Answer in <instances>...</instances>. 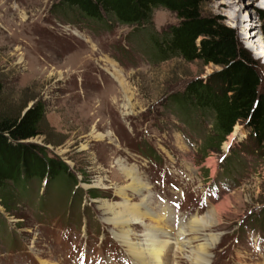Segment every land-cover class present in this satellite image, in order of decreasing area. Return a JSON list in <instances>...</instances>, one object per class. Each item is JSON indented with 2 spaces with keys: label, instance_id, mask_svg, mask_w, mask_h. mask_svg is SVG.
Wrapping results in <instances>:
<instances>
[{
  "label": "rangeland",
  "instance_id": "obj_1",
  "mask_svg": "<svg viewBox=\"0 0 264 264\" xmlns=\"http://www.w3.org/2000/svg\"><path fill=\"white\" fill-rule=\"evenodd\" d=\"M59 3L0 0L2 10H10L8 17L0 14V116L19 118L39 105L43 133L26 143L64 163L73 179L57 176L46 188L36 180L15 187L19 207L9 214L0 205V264H134L98 209L101 201H121L113 192L125 185L117 160L136 169L152 211L163 219L162 206L187 223L226 203L217 224L205 229L219 235L210 264H264L260 145L243 122L219 148L205 153L214 115L173 102L194 81L220 89V68L159 54L152 40L178 23L165 9L154 10L150 24L136 28L60 14ZM215 3L227 7L217 10ZM201 13L233 32L255 64L258 93L264 96V7L258 0H205ZM254 29L261 42L257 52L245 41ZM234 151L240 158L233 176L223 178L221 161ZM99 180L104 184L97 186ZM128 196L132 204L139 202ZM168 254L170 262L186 264L173 247Z\"/></svg>",
  "mask_w": 264,
  "mask_h": 264
},
{
  "label": "trees",
  "instance_id": "obj_2",
  "mask_svg": "<svg viewBox=\"0 0 264 264\" xmlns=\"http://www.w3.org/2000/svg\"><path fill=\"white\" fill-rule=\"evenodd\" d=\"M204 2L60 0L56 9L60 14L74 12L85 20L115 21L136 28L149 25L156 9L174 13L177 25L170 27L160 40H152L159 54L170 52L186 62L197 60L220 68V89H213L206 82L194 81L179 100L173 99L175 104H183L188 111L208 110L214 115L212 134L206 139L210 146L207 149L203 147V152L219 148L234 126L245 122V127L264 155V96L258 93L260 79L255 64L244 54L228 27L202 16ZM42 123L43 110L37 104L19 118L0 116V205L9 214L21 203V199L14 195L16 186L24 188L26 183L36 180L45 182L46 188L57 176L73 180L64 163L49 158L44 148L26 143L43 133ZM234 152L221 161L223 178L233 176L231 171L240 158V152ZM42 200L39 207L43 212L45 198Z\"/></svg>",
  "mask_w": 264,
  "mask_h": 264
},
{
  "label": "bare ground",
  "instance_id": "obj_3",
  "mask_svg": "<svg viewBox=\"0 0 264 264\" xmlns=\"http://www.w3.org/2000/svg\"><path fill=\"white\" fill-rule=\"evenodd\" d=\"M258 2L261 7H264V0H258ZM223 7H227L226 4L225 6L216 5L217 10ZM9 11L8 9L2 10L0 4V14L2 16L8 17ZM255 31L253 38L251 37V40L245 41L250 44L249 48L252 51L257 52L258 48L261 47V42L255 39L257 30L254 29L253 32ZM13 33L18 34L16 31ZM240 37L243 40L245 34L242 33ZM115 74L117 73L115 72ZM114 78L122 87L123 98L128 102L127 93L119 76H114ZM96 138L102 139L101 136H96ZM125 166L120 160L115 162L117 172L125 182L123 187H115L113 191L115 197H119L121 201L115 203L101 201L98 209L104 222L111 227L113 239L126 250L131 261L134 264H178L174 260L170 262L167 257L169 250L173 247L176 253L174 255H179L186 264H210V251L214 248L219 235H207L205 229H210L217 224L226 203H220L202 218L195 217L187 223H184L185 218L176 220L169 208L162 206L161 213L165 215V219L170 217L171 220L164 222L165 219L161 218L155 211V213L152 211L149 199L143 192L145 191V186L139 182L135 175L134 171L136 169L132 166L130 170ZM101 180L96 182L97 186L104 184ZM128 192L137 196L139 202L132 204ZM139 227L144 228L145 231L136 230ZM181 234L184 235L185 239L179 242L178 240L184 238L180 236ZM176 235H179V237H175ZM170 236H172V240L169 238ZM196 240L201 243L194 248L191 244L192 241ZM41 263L51 264L48 261H42Z\"/></svg>",
  "mask_w": 264,
  "mask_h": 264
},
{
  "label": "clouds",
  "instance_id": "obj_4",
  "mask_svg": "<svg viewBox=\"0 0 264 264\" xmlns=\"http://www.w3.org/2000/svg\"><path fill=\"white\" fill-rule=\"evenodd\" d=\"M42 185H44V187H45V183L44 182L42 183Z\"/></svg>",
  "mask_w": 264,
  "mask_h": 264
}]
</instances>
